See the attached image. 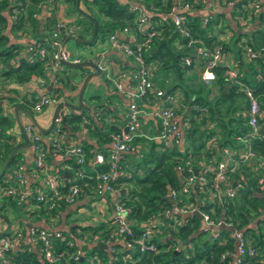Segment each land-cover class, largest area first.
<instances>
[{
	"label": "trees",
	"instance_id": "1",
	"mask_svg": "<svg viewBox=\"0 0 264 264\" xmlns=\"http://www.w3.org/2000/svg\"><path fill=\"white\" fill-rule=\"evenodd\" d=\"M56 1L58 0L49 2L0 0V91L17 94V86L34 77L44 79L43 83L45 82L46 85L49 82L48 78L50 80L51 77L56 85L49 86L45 92L57 93L58 96L62 95L63 89L75 88L70 81L69 71L72 67L61 63L62 70L60 67L51 70L46 56L39 57L36 52L27 56L25 50L26 43L31 39L34 41L35 48L40 45L47 46L49 31L57 20L53 15ZM60 1L65 5V14L71 16V21L80 27L76 34L77 37L88 38L94 31L92 38L87 41L88 44L98 40L103 41L110 33H119L124 26L134 31L133 12L128 9L126 3L117 0H77V4L76 0ZM140 1L153 13L150 30L156 31L151 37V48L143 53L145 62L153 65L154 71L158 69L167 71L172 73L175 79H181L184 72L199 59L193 56L189 65L183 64L182 56L188 53L190 48L184 45L185 38L174 29L169 18L160 21L159 14L168 11L173 3L182 0ZM186 1L190 2L191 9L183 13L186 19L185 26L198 42L207 45L218 43L221 41L220 34L226 29L229 31L228 41L223 42L224 51H230L234 62L236 61V66L242 73L240 80L244 85L252 88L264 107V57L247 61L245 68L240 65L243 62L242 44H249L253 47L264 46V4L248 28L238 29V24L234 26L222 8L208 12L206 22L202 23L201 5L193 0ZM78 8L86 14H81ZM230 12H234L233 8ZM94 20L96 21L95 28L93 27ZM134 32L137 38L141 37V34ZM22 39L26 41H21ZM222 70L223 63L214 67L215 76L211 82L212 85L217 86L218 93L212 100L198 94L189 102L187 84L183 79L181 80L183 84L175 80L176 82L165 90L171 92L179 86L183 93V102L188 104L197 102L207 107L205 115L187 118L189 126L183 133L186 144L183 151L175 145L163 147L157 141L148 139L144 135H136L133 138L132 143L140 138H146L148 140L146 150L140 154V161L129 163L126 166L129 171L128 176L119 175L114 181L118 186L128 184L118 197L128 206L127 218L132 229L131 235L116 237L112 251L98 247L97 243H85L82 245L81 259L74 260L69 257L75 249L74 241L68 244V240L94 232H100L99 236H104L106 231L113 228V225L108 221L92 224L71 223L67 229L62 230V238L53 240L54 254L62 253L57 260L46 261L38 251L28 248V245L23 242L17 248L4 252L7 258L5 264H232L231 253L234 242L229 236V228L220 226L216 235L210 236L200 227L201 222L198 217H181L175 213L168 217L164 212L170 206L169 199L166 197L168 187L176 188L179 184L174 165L186 157H190L191 162L196 164L205 154L201 148L204 139L209 134L218 133L221 144H232L235 142L234 136L246 129L242 124L246 107L244 93L237 89L235 83L223 78ZM20 99L19 104L25 108H30L34 100L31 94L29 98L23 94ZM7 100L14 104L17 99L14 95L8 96ZM95 107V109H100V114L90 115L87 108L82 106L78 111L72 110L62 114L61 118L60 130L65 135L73 134L80 127H86L88 134L96 139L95 145L85 139L80 140L79 143L84 149V162L81 165L72 158L66 159L72 169L84 168L87 175L93 174L94 170L105 169V164L92 167L87 161L94 150L103 152V144L109 138L110 133L117 128L109 125L102 129L97 125L96 121L102 120L101 113L105 110V105L97 103ZM196 118L199 120L196 121ZM207 119L213 124L212 129H208L205 125ZM13 120L8 113L1 111L0 105V166L9 152L20 144L14 141L16 128ZM259 124L264 125V115L259 119ZM155 127L157 124L153 128ZM60 142L61 145L68 144L63 138ZM250 144L259 155L264 157L263 134L260 137L251 138ZM43 145L48 149V153L52 151L51 144L46 146L44 142ZM127 156L129 153L126 154ZM49 157L50 154H48ZM19 160H22L20 150L15 149L4 173L0 176L1 186L7 184L4 181L5 177L10 175L14 163ZM124 165H126L125 162ZM241 173L246 178L237 195L224 200L221 206L214 199L211 202L205 201L201 207L212 218L221 215L223 220L233 227L243 228L244 234L257 252L252 256L244 255L240 264H264V173L259 166L249 163L242 164ZM75 182L87 191L93 184V178L84 176ZM197 196L199 193L194 191L187 196L181 195V199L189 201ZM5 201L10 206L17 205L15 198L11 196L5 197ZM45 204L43 201L39 202L36 211L54 214L56 207L47 209ZM2 208L3 205H0V210ZM147 219H153L156 225L153 240L157 251L153 253L126 248L122 243L123 240H130L131 237L136 236L142 228V222ZM202 234L207 235L202 238ZM180 243H183L184 247L175 251L174 248ZM93 256L96 259L90 263L89 259Z\"/></svg>",
	"mask_w": 264,
	"mask_h": 264
},
{
	"label": "built area",
	"instance_id": "2",
	"mask_svg": "<svg viewBox=\"0 0 264 264\" xmlns=\"http://www.w3.org/2000/svg\"><path fill=\"white\" fill-rule=\"evenodd\" d=\"M45 2L47 0H44ZM126 3L130 11L133 12L134 31L141 34L140 38L129 27H122L120 32L110 33L106 40L111 47L120 49L127 55L133 65L130 75L121 71L118 75L112 74L106 66L103 53L100 50H92L89 60L96 63L103 78L110 82L112 88L128 98L127 110L124 115V122L110 133L109 138L104 143L103 152L93 151L90 157V166L105 164V169L95 171L93 174H86L84 168L72 169L66 161L68 158L81 165L84 162V149L80 143H68L61 145V138L65 134L60 130L62 113L56 112L51 119L50 127L46 134L38 131L33 124L25 122L21 130L24 137L29 141L31 147V159L29 162L19 160L14 163L11 169V184L0 185V198L11 196L15 198L18 205L31 200L36 207L39 202L46 203V208L56 207L51 217L57 218L62 209L75 205L81 196H97L107 198L112 216L109 222L113 228L106 231L104 236H99L100 232L81 235L74 240H68V244L74 241L75 249L69 254L72 259L81 258L82 245L85 243H97L98 241L106 244L108 251L113 250L114 239L118 236L125 237L131 235L132 229L128 221V206L118 197L121 194V186L114 183L119 175H129V171L124 165L126 154L133 148L132 140L136 135H144L148 139H153L161 146L175 145L179 147L185 129L189 126L188 119L182 118L178 114L177 103L178 95L173 91L167 92L153 85L148 64L144 60V52L151 48V37L155 30H150L151 15L144 3L140 0H117ZM201 5L203 10L202 23L207 20V13L216 8H222L229 17L231 23L238 29L248 28L258 11L263 7L264 0H193ZM190 2L182 0L173 3L168 11L159 14L160 21L167 18L171 21L174 29L185 38L184 45L190 51L182 56L185 65L191 63V57L195 56L200 61V77L205 82L212 80L215 76L214 67L223 63L222 75L227 81L235 83L237 89L243 91L246 99L244 108L243 126L245 131L234 136L235 142L232 144H221L218 133L209 134L201 148L202 158L193 164L190 157L183 158L174 165V170L179 178L176 188L168 187L166 197L169 199L170 206L164 210L165 215L170 217L173 213H186L198 209L200 213V227L210 236H215L218 227L229 228V236L233 240V251L231 253L232 264H240L244 255L252 256L257 250L252 246L242 227H233L229 222L223 220L222 216L212 218L201 205L205 201L216 199L220 206L224 200L233 198L243 187L245 176L241 173L242 164H256L264 173V157L259 155L250 144V139L260 137L259 119L264 115V107L261 105L257 95L252 88L243 84L240 80L242 75L240 68L236 66V61L230 57L228 61L224 59L223 42H227L229 31H223L219 38L220 42L212 45L198 42L193 38L188 28L185 26L184 12L190 10ZM44 5V3H43ZM234 10L233 13L230 11ZM80 27L74 22L66 19H57L52 29L49 31L47 46L40 45L35 48L34 41L31 39L26 43L25 50L27 56L36 52L39 57L46 56L49 68L56 70L62 61L79 62L80 55H70L64 48L65 38H75ZM118 34L131 35L129 39L119 38ZM242 59L246 61L264 57V46L253 47L249 44H242ZM127 78L122 81V78ZM162 98V102L154 106L151 110L143 111L141 101L146 100L149 94ZM34 100L28 110L39 112L49 104L60 101L57 93L39 92L33 96ZM207 107L193 102L189 105V113L192 117L205 115ZM142 113L149 114L156 120L157 127L150 134L138 132L140 116ZM94 114H100L97 108ZM82 130L85 127H81ZM264 135V134H263ZM51 144L52 151L43 145ZM1 148V140H0ZM183 151V148H180ZM189 152V151H188ZM48 154L50 157L48 158ZM251 160H254L251 162ZM68 172V174H64ZM237 173V176H235ZM84 176L92 177L93 184L86 191L75 181ZM199 193L193 200H182L181 195L187 196L191 192ZM0 199V200H1ZM154 225V226H153ZM156 227L153 219L142 222L140 232L131 237L130 240H123L126 248H135L139 251H157L156 243L153 240ZM62 230L58 228L31 227L25 236L19 228H12L0 233V264H5L7 258L4 252L8 249L17 248L21 243L28 245V248L35 249L42 257L52 262L57 260L62 253L54 254L53 240L62 238ZM184 244L176 245L174 250L183 248ZM95 256L89 259L92 263Z\"/></svg>",
	"mask_w": 264,
	"mask_h": 264
},
{
	"label": "crops",
	"instance_id": "3",
	"mask_svg": "<svg viewBox=\"0 0 264 264\" xmlns=\"http://www.w3.org/2000/svg\"><path fill=\"white\" fill-rule=\"evenodd\" d=\"M49 1L50 0H47L46 2H49ZM64 6L65 5L63 4L62 1L60 0L56 1V7L54 9L55 13H53V15L57 19L70 20L72 17L65 14ZM225 15H227L226 12H225ZM118 36L119 38L123 37L124 39H129L131 37V35H123V34H118ZM68 38L70 37L65 38V42ZM11 39L13 38L11 37ZM88 39L89 37L82 39L81 42L79 43L86 44ZM21 41L25 42L26 40L22 39ZM65 42H64V48L70 53V55L77 54V55H80L83 60H89L88 56L90 52L92 51L91 49L89 51L87 50L88 48L82 49L83 53L81 55L80 53H77L76 51H72L68 49L65 46ZM94 44L96 45L97 50L102 51L104 62L106 66L109 68L110 72H112V74L118 75L119 73H121V71H125L128 75H130V69L133 68V65H132L130 58L127 55H125L120 49L111 47L109 42L106 39L103 41L98 40ZM230 57H232V54L230 55ZM229 59L230 58H228V60ZM242 61L243 62H241L240 65L241 67L245 68V63L247 61L245 59H243ZM199 62L200 61L194 62L192 67L184 72L181 79L180 78L175 79L174 75L167 71H163L160 69L154 71L153 65H148L150 76L153 81V85L165 91L167 87L172 86L174 82L176 81L180 82L183 79L185 83L187 84L186 90H187V95L189 96V102L195 97V95H198V94H201L205 96L207 99L212 100V98L218 93V88L217 86L212 85L211 80L205 82L204 80L201 79ZM60 69L62 70V67H60ZM91 70L92 69L87 66L83 67L82 69H76V70L71 69L70 71L72 73L68 70L69 74L71 73L70 81L72 82V84L75 85V88L68 89V90L63 89L61 93L62 95L60 96V99H61L60 101H63V102L67 101V102L76 104L77 103V90H78L80 81L82 77ZM77 76H79V80L76 81ZM102 79H103V76L100 73L99 75L92 76L87 83V85L90 84V86H92V88L95 90L99 89L100 84L101 86L104 85L103 86L104 88L103 87L101 88L104 94V98H101L102 99L101 103L105 105L104 107L105 110H102L103 112L101 113L102 120H97L96 123L97 125L102 127V129H104L105 127L109 125L118 127L124 122V115L127 110V104L129 100L127 97H125L121 93L115 91L112 88V85L110 83H109L110 85L104 84ZM121 80L126 81L127 78L123 77ZM43 81L44 79H38L36 77L31 78L29 81L25 82L24 84L17 86V89H16L17 94L9 93L6 91H0L1 111L8 113L14 119L13 120L14 127L16 128V131L14 132L15 133L14 141L20 142V144H18V146L15 148L20 150L21 157L24 160V162L30 161L32 152H31L30 143L29 145H27V142H26L27 139L24 137L22 131H20L15 121L14 106L19 105L23 107L22 105L19 104V101L21 100L20 99L21 95L25 94L26 97L29 98L30 94L34 96L35 94L39 92H45L49 86L56 85V82H54V80H52L51 77H50V80L48 78L47 81L49 82L47 85L45 82L43 83ZM180 89L181 88L179 86H176V88L173 90V92L178 95V103H177L178 114L182 118H184L185 115H187L185 118H189L192 116L189 113L190 104L183 102L182 100L183 93ZM14 95L16 96L17 100L13 104L9 102L7 99H8V96H14ZM68 95L73 96L75 98V101L67 100L65 97H67ZM160 102H162L161 97L155 96L153 93H150L149 97L146 100L141 101V107L143 111L145 112L147 110H151L154 106L158 105V103ZM55 105L56 103L49 104L48 109L40 113L39 118H36L33 115L39 127H41L42 129H45L50 125ZM82 106L87 108L88 113L90 115H93V116L95 115L94 111L96 108L95 107L96 104L94 105L86 104L83 98V94H82ZM72 110L78 111L79 109H72L68 106L62 105L60 106V110L57 112L64 114ZM17 117L21 125L24 124L25 122H29V121L31 122L30 118L25 114L23 110H17ZM198 120L199 119L196 118V121ZM155 124H156L155 120L149 114L142 113V115L140 116V125L138 128V132L150 134L153 131H155L156 127L153 128ZM205 125L208 126V129H212L214 127L213 124L209 122L208 119L205 121ZM35 128L43 134L44 133L46 134V132L48 131V130L47 131L39 130L37 127ZM183 138L184 137H182L181 144L179 145L180 148H184L186 145ZM64 139L67 143H79L80 140L85 139L87 142L93 143L94 145L96 141L95 137L90 136L88 134V129L86 127L84 130H82V128L80 127L77 131H74L73 134L70 133L69 135H66ZM140 147L141 146H140L139 141H135V143H133V148L129 151V156H127L124 160L126 164L125 167L128 166L129 163L133 164L132 162H135L132 155L139 154ZM87 162L90 164V161H87ZM4 181L7 184L12 183L10 176L5 177ZM122 185H121V189L123 188V190L122 192L120 190L121 193L124 192V189H125L124 187L128 186V184H124L123 186ZM0 205H3V208L0 210V233L6 232L12 228H19L23 231L25 236L27 235V232L31 227H43V228H53V229L58 228L61 230H65L67 229L68 225L71 223H76V224H92V223H99V222L106 223L107 221L109 222L112 216V210L110 208L107 198L103 199L97 196H87V195L81 196V198L77 200L75 205L69 206V208L67 209H62L61 213L59 214L58 219L51 217V215L47 214L46 212L44 213L37 212L36 211L37 207L34 205V203L31 202V200L24 203L23 206H20L18 204L15 206H12L14 207V209L17 210L16 215H14V218L12 220L9 218L10 213H11L10 212L11 206L9 203H7V201H5V198H2L0 200ZM71 213L73 216L71 215ZM69 217H73V218L70 219Z\"/></svg>",
	"mask_w": 264,
	"mask_h": 264
},
{
	"label": "water",
	"instance_id": "4",
	"mask_svg": "<svg viewBox=\"0 0 264 264\" xmlns=\"http://www.w3.org/2000/svg\"><path fill=\"white\" fill-rule=\"evenodd\" d=\"M76 4H77V0H76ZM78 11L81 13V14H86L84 11H82L80 8H78ZM96 26V21L94 20L93 21V27L95 28ZM93 34H94V31H93ZM93 34L89 37L88 41L92 38ZM76 41L78 42H81L82 39H80L79 37H75ZM63 64L65 65H68L72 68H81V67H89L91 68L92 70L89 71L88 73H86L81 81H80V84H79V87H78V90H77V103L76 104H73V103H70V102H67V101H59L58 103H56L55 105V108H54V111H53V115L60 110V106L62 105H65V106H68L72 109H80L81 106H82V94H83V91L89 81V79L92 77V76H95V75H99L100 74V70L99 68L97 67L96 63L93 62V61H90V60H81L79 62H71V61H62ZM17 110H23L25 112V114L30 118L31 122L34 124L35 127H37L39 130H43V131H47L48 128L50 127V125L45 128V129H42L41 127H39L38 123L36 122L33 114L26 108H23L19 105H15L14 106V117H15V121L20 129L21 130V123L20 121L18 120V117H17ZM52 115V116H53ZM259 132L264 134V125L260 126L259 128ZM27 145H29V141L27 140ZM16 148L12 149L9 154L7 155L5 161L3 162L1 168H0V175L3 173L4 169L6 168L13 152L15 151ZM254 160H251V162H253ZM64 174H68V172H64ZM123 188L121 189V192H122ZM179 216L181 217H188V216H196L198 218H200V213L198 211V209H194L190 212H186V213H178ZM97 246L98 247H102V248H106V244L104 242H101V241H98L97 242ZM81 259V258H80Z\"/></svg>",
	"mask_w": 264,
	"mask_h": 264
},
{
	"label": "rangeland",
	"instance_id": "5",
	"mask_svg": "<svg viewBox=\"0 0 264 264\" xmlns=\"http://www.w3.org/2000/svg\"><path fill=\"white\" fill-rule=\"evenodd\" d=\"M223 22V20H221ZM65 46L72 50V51H76L77 53H80L82 55L83 51L82 49L84 48H88L87 50L89 51L90 49L91 50H94V49H97L96 45L94 43H91V44H88V43H79V42H76L73 38H68L65 42ZM87 51V53H88ZM230 51H226L224 53V59L225 61L229 62V64H231L230 61H228V58H230ZM71 68V67H70ZM73 69V68H71ZM71 72V71H70ZM72 73V72H71ZM70 73V74H71ZM79 80V76L76 77V81ZM104 84H108L110 85L109 81L105 80L104 78L102 79ZM180 84H183V81L180 82ZM103 85V84H102ZM104 86V85H103ZM103 86H101V84L99 85V89L98 90H95L92 88V86L87 85L84 92H83V98H84V101L86 102V104H89V105H94V104H101L102 102V99L101 98H104V94H103V90L101 89ZM104 88V87H103ZM68 90V89H66ZM68 93V92H67ZM95 95V96H94ZM64 97V96H63ZM67 100H73L75 101V98L73 96H70L68 95L67 97H65ZM49 105L48 106H45L44 108H42L39 112H32V114L36 117V118H39V115L40 113H42L44 110L48 109ZM5 113V112H3ZM142 137V136H140ZM138 141L140 142V153L139 154H136V155H132L134 161H140V154L141 153H144L145 152V148L148 144V140L146 138H140L138 139ZM88 208V207H87ZM10 216L9 218L12 220L14 218V215H16V212L17 210L14 209V207H10ZM72 215V213H71ZM73 216V215H72ZM70 219L73 218V217H69ZM73 220V219H72ZM58 222V221H57ZM207 234H202V238H205Z\"/></svg>",
	"mask_w": 264,
	"mask_h": 264
}]
</instances>
